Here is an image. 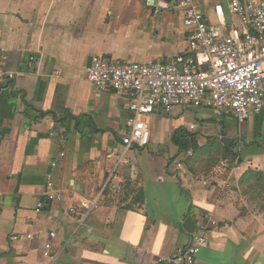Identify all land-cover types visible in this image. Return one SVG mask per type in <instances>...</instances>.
Returning a JSON list of instances; mask_svg holds the SVG:
<instances>
[{
    "label": "crops",
    "instance_id": "obj_1",
    "mask_svg": "<svg viewBox=\"0 0 264 264\" xmlns=\"http://www.w3.org/2000/svg\"><path fill=\"white\" fill-rule=\"evenodd\" d=\"M155 1L0 0V59L20 91H0V264H159L195 236L206 245L194 264H264V109L243 122L230 111L219 116L231 119L222 124L227 137L244 144L235 157L252 166L228 188L204 187L227 155L214 146L218 161L209 168L200 153L222 128L198 127L187 107L157 110L140 117L148 145L124 150L129 97L98 92L86 79L89 58L151 63L187 55L181 12ZM196 4L209 24L225 32L237 25L228 0ZM179 129L196 150L175 145ZM48 192L60 199L45 202ZM47 243L52 260L42 254Z\"/></svg>",
    "mask_w": 264,
    "mask_h": 264
},
{
    "label": "built area",
    "instance_id": "obj_2",
    "mask_svg": "<svg viewBox=\"0 0 264 264\" xmlns=\"http://www.w3.org/2000/svg\"><path fill=\"white\" fill-rule=\"evenodd\" d=\"M155 4L181 12L182 25L187 30V55H179L172 62L151 63L96 59L86 74L94 90L114 91L129 97V129L121 139L124 150L148 145L150 131L140 117L157 110L168 115L174 107L206 108L217 117L230 111L238 122L260 114L264 109V0H228L237 25L227 32L221 28L222 21H219L221 29L207 22L196 0H156ZM5 61L6 56H2L0 85L15 77L5 69ZM189 130L195 132L197 128L192 125ZM187 154L191 156L190 152ZM243 166L251 167L252 162L221 159L213 166L211 178L201 183L210 187L220 181L221 187L228 188L231 177ZM59 199L48 192L44 201ZM42 206L43 202H39L37 209ZM203 218L209 225L217 226L212 212H205ZM49 235L55 237L52 232ZM205 245V237L195 236L189 246L159 258L158 263L194 264ZM50 247L49 243L45 244L42 252L48 260L53 259Z\"/></svg>",
    "mask_w": 264,
    "mask_h": 264
},
{
    "label": "rangeland",
    "instance_id": "obj_3",
    "mask_svg": "<svg viewBox=\"0 0 264 264\" xmlns=\"http://www.w3.org/2000/svg\"><path fill=\"white\" fill-rule=\"evenodd\" d=\"M187 108H188L189 113L192 117V121L198 127H199V124H201L203 122L204 124L209 125V126H213V124H214V128H217L218 130H220L221 128H224V126L222 125L223 123H225V122L230 123L231 122L230 118L224 117L221 119L217 116H214L212 113V110H210V109L192 108V107H187ZM224 114L226 115V113H223V116H225ZM202 116H206L208 118L201 121L200 117H202ZM220 126H222V127H220ZM218 137H219V135L217 136V134L216 135L214 134V135H208L205 138L204 149L200 153L201 156L205 155V157L210 158V159H207V161L204 163V165H206L205 167L209 166V168H211V166L214 165L218 161L217 158L216 159L211 158V154H212L211 152L214 151V149H213L214 146L219 151H222V152L224 151L222 144L220 143V141H218ZM238 149L234 147V149H232V151H231V155H233L234 159L237 158L235 156H236V154H238ZM241 151H242V149H241ZM232 152H235V153H232ZM229 158H232V157H229Z\"/></svg>",
    "mask_w": 264,
    "mask_h": 264
},
{
    "label": "trees",
    "instance_id": "obj_4",
    "mask_svg": "<svg viewBox=\"0 0 264 264\" xmlns=\"http://www.w3.org/2000/svg\"><path fill=\"white\" fill-rule=\"evenodd\" d=\"M173 142L175 145L182 151L192 149L196 150L197 149V144L196 142L192 139V135L186 133L183 129L176 130L173 136ZM224 155L226 158H229L232 156L231 159H233V155H231V150L230 149H225L224 148Z\"/></svg>",
    "mask_w": 264,
    "mask_h": 264
},
{
    "label": "water",
    "instance_id": "obj_5",
    "mask_svg": "<svg viewBox=\"0 0 264 264\" xmlns=\"http://www.w3.org/2000/svg\"><path fill=\"white\" fill-rule=\"evenodd\" d=\"M91 64H92V58H89L88 63H87V67H90ZM14 86H15L14 79L13 80L11 79V80L7 81L4 85H0V91L1 90H5V89H9L10 96L14 97V96L20 94V91L19 90H15ZM21 100L22 101L25 100V95L24 94L21 96ZM215 134L220 136V141L222 142V144L227 149H229L230 145L235 141L234 138L227 137L226 132L223 130V128L220 131H216Z\"/></svg>",
    "mask_w": 264,
    "mask_h": 264
},
{
    "label": "flooded vegetation",
    "instance_id": "obj_6",
    "mask_svg": "<svg viewBox=\"0 0 264 264\" xmlns=\"http://www.w3.org/2000/svg\"><path fill=\"white\" fill-rule=\"evenodd\" d=\"M234 139H235V141L231 144V147H235V146H238V145L239 146L240 145L244 146V144L241 142V138L240 137L235 136Z\"/></svg>",
    "mask_w": 264,
    "mask_h": 264
}]
</instances>
